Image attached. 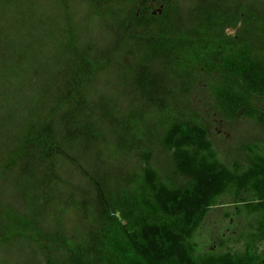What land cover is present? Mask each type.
Segmentation results:
<instances>
[{"label": "trees", "instance_id": "1", "mask_svg": "<svg viewBox=\"0 0 264 264\" xmlns=\"http://www.w3.org/2000/svg\"><path fill=\"white\" fill-rule=\"evenodd\" d=\"M0 264H264V0H0Z\"/></svg>", "mask_w": 264, "mask_h": 264}, {"label": "rangeland", "instance_id": "2", "mask_svg": "<svg viewBox=\"0 0 264 264\" xmlns=\"http://www.w3.org/2000/svg\"><path fill=\"white\" fill-rule=\"evenodd\" d=\"M203 104L204 107L208 111H210V103L203 102ZM215 120L218 123L219 130L222 133H225V135L230 138L229 140L232 144H236V138L234 139V134L240 135L241 138H244L242 135H246L247 133L246 128L249 126V123L246 120L232 131L226 128L224 119L217 118ZM241 130H244L245 133H240ZM230 207L232 206L229 203H222L218 205V207L207 217L206 221L203 223L202 227L199 230L197 236L198 240L202 244H208V247L211 250L220 247L221 244L224 243L228 246L235 247L236 249H242L244 246L243 243L238 242L235 238L239 235V228H241L244 217L239 215H232L234 214V210ZM228 212L230 214H228ZM228 237H231V239Z\"/></svg>", "mask_w": 264, "mask_h": 264}]
</instances>
